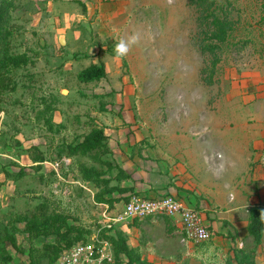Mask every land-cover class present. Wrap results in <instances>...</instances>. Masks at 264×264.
<instances>
[{
	"label": "rangeland",
	"instance_id": "374dc122",
	"mask_svg": "<svg viewBox=\"0 0 264 264\" xmlns=\"http://www.w3.org/2000/svg\"><path fill=\"white\" fill-rule=\"evenodd\" d=\"M217 3L230 13L235 30L220 53L216 83L209 86L202 71L211 58L199 49V13L190 0H0V14L9 10L0 23V264H31V252L52 242V237H30L19 221L33 217L41 205L90 236L111 226L125 236L119 224L134 219L111 222L112 214H123L124 207L111 211L98 203L102 188L82 179V169L104 173L105 167L90 157L67 156V146L88 134L92 119L110 136L113 151L104 157L144 171L151 165L133 159L135 150L149 145V156H154L158 147L168 149L166 132L181 131L171 125L179 123L170 111L174 102L186 100V112L192 114L183 128L197 127L206 112L213 117L203 121L204 130L222 123L217 114L226 105L218 106V100L227 97L246 65L264 60V26L259 23L261 0ZM133 35L137 43L126 56H118L116 43ZM91 65H104L106 78L81 83L78 74ZM195 113L199 116L192 123ZM36 155L46 160L39 170ZM179 231L178 241L167 245L175 252L172 257L155 258L153 243L140 240L145 264H195L189 255L195 244ZM41 264H48L47 259Z\"/></svg>",
	"mask_w": 264,
	"mask_h": 264
},
{
	"label": "crops",
	"instance_id": "0c3cea01",
	"mask_svg": "<svg viewBox=\"0 0 264 264\" xmlns=\"http://www.w3.org/2000/svg\"><path fill=\"white\" fill-rule=\"evenodd\" d=\"M243 69L238 81L231 82L230 89L225 92L227 97L218 100V106L226 105L224 109L217 106V120L221 124L217 123L212 130H204L203 121L212 115L206 112L197 127L192 124L183 128L190 114L185 109L186 100L176 101L170 111L179 123L171 125L181 131L166 132L165 143L171 151L167 152L164 147L165 151L162 147L159 150L157 146L154 156H149L150 146L140 145L133 159L137 157L141 163L149 162L151 169L148 171L118 164L131 175L132 179L124 182L135 193L153 199L172 196L203 213L212 238L191 247L193 250L189 255L195 264H238L236 252L242 250L249 255L250 262L264 264V236L257 244L248 231L250 209L264 207V60L258 58ZM198 116L194 114L192 123ZM223 121H229L228 126L223 125ZM120 205L124 207L123 203L115 204V207ZM115 207L110 208L111 211ZM123 215L124 212L112 214L110 221L114 224L126 221ZM120 225L124 226L121 229L131 248L141 251L140 240L149 241L156 250L155 258L160 259L173 256L174 250L167 245L178 241L179 230L183 229L178 220H166L161 216L135 218ZM158 233L163 234L162 239L154 235ZM159 246L166 252L160 253ZM143 257L142 254V260Z\"/></svg>",
	"mask_w": 264,
	"mask_h": 264
},
{
	"label": "trees",
	"instance_id": "16d2710c",
	"mask_svg": "<svg viewBox=\"0 0 264 264\" xmlns=\"http://www.w3.org/2000/svg\"><path fill=\"white\" fill-rule=\"evenodd\" d=\"M199 13L198 25L201 30L199 49L205 56L211 58L209 66L203 71L204 82L213 86L216 83V69L221 63L220 53L229 44L230 38L235 30V22L232 20L230 13L226 8L218 5L217 0H190ZM8 8L5 7L4 11L0 14V23H2L8 13ZM261 25L264 26V0H261ZM1 32V31H0ZM123 59V58H122ZM123 66L128 71V62L123 59ZM106 68L104 65L94 66L81 71L77 78L81 83L88 84L96 81H101L106 78ZM208 73V74H206ZM113 92L107 94L111 96ZM99 99L104 98L105 95L97 96ZM1 113V109H0ZM91 130L88 134L82 137L81 141H77L67 146V156L74 158L77 156L90 157L94 164L105 167V172H113L115 174L109 175L93 169L84 168L82 179L86 182L93 183L96 187L102 188V191L96 195V201L100 204L108 205L109 208H114L115 204L123 203L125 205L135 196L148 198L142 194L135 193L133 188L122 186V182L131 180L132 177L118 164H113L111 160L105 158V155H111L112 150L109 147V137L106 134L104 126L98 124L94 119L91 120ZM34 161L39 170L46 162L45 158L35 156ZM23 171V170H22ZM107 175V176H106ZM113 182L118 185L112 186ZM115 192L118 194L115 195ZM166 220L167 217H164ZM25 223L24 232L32 238L52 237V242H47L41 249H36L31 252L33 258L31 264H41L43 259H47L48 264L56 263L62 253L74 247L77 244L87 242L92 236L90 232L83 228H72L68 226L67 218L63 214L51 215L47 213V208L44 205L38 206L35 210L33 217L20 218L19 220ZM168 223V222H167ZM205 241L208 242L212 238ZM98 234L101 241L108 242L113 251L114 262L113 264H145L142 260V255L138 249L131 248L128 244L127 238L120 232H115L112 228L100 229ZM170 231V228H169ZM249 234L254 237L255 242L260 244L264 236V207L255 206L250 209L249 216ZM185 235V232L182 231ZM13 246L16 245L15 239L12 235L6 236ZM1 243L4 241H0ZM203 242V243H205ZM8 256L2 254V260H7ZM125 259H127L125 261ZM236 260L238 264H254L250 262V257L245 251L236 252Z\"/></svg>",
	"mask_w": 264,
	"mask_h": 264
},
{
	"label": "built area",
	"instance_id": "2783aa9c",
	"mask_svg": "<svg viewBox=\"0 0 264 264\" xmlns=\"http://www.w3.org/2000/svg\"><path fill=\"white\" fill-rule=\"evenodd\" d=\"M152 216L178 220L185 232L184 238L193 244H202L210 238L201 212L172 196L153 200L135 196L125 205L123 217L126 220ZM109 246L98 235L92 236L89 241L65 250L54 264H111L113 252L111 253Z\"/></svg>",
	"mask_w": 264,
	"mask_h": 264
},
{
	"label": "clouds",
	"instance_id": "9594fccd",
	"mask_svg": "<svg viewBox=\"0 0 264 264\" xmlns=\"http://www.w3.org/2000/svg\"><path fill=\"white\" fill-rule=\"evenodd\" d=\"M138 41V36L133 35L127 40L121 39L118 43L115 45V52L118 56L124 57L126 56L130 50L131 47L136 44Z\"/></svg>",
	"mask_w": 264,
	"mask_h": 264
},
{
	"label": "water",
	"instance_id": "95a60500",
	"mask_svg": "<svg viewBox=\"0 0 264 264\" xmlns=\"http://www.w3.org/2000/svg\"><path fill=\"white\" fill-rule=\"evenodd\" d=\"M63 43V42H62Z\"/></svg>",
	"mask_w": 264,
	"mask_h": 264
}]
</instances>
